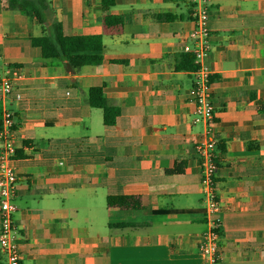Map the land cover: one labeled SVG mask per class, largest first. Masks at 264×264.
<instances>
[{
	"label": "crops",
	"instance_id": "1",
	"mask_svg": "<svg viewBox=\"0 0 264 264\" xmlns=\"http://www.w3.org/2000/svg\"><path fill=\"white\" fill-rule=\"evenodd\" d=\"M101 2L45 0L41 24L0 0V70L20 74L0 93V120L11 111L21 264H204L212 217L215 264H264V0H208L219 202L209 215L194 148L205 126L191 121L182 49L194 44L189 0ZM56 21L65 35H100V62L52 57L42 25ZM92 87L102 107L89 104ZM115 195L140 207L108 203Z\"/></svg>",
	"mask_w": 264,
	"mask_h": 264
},
{
	"label": "built area",
	"instance_id": "2",
	"mask_svg": "<svg viewBox=\"0 0 264 264\" xmlns=\"http://www.w3.org/2000/svg\"><path fill=\"white\" fill-rule=\"evenodd\" d=\"M190 15L193 23L192 36L194 44H184L183 51L192 55L194 68L191 70L192 85L189 89L194 103L192 123H203L205 137L194 145L199 159L201 181L207 192L205 214L219 210V202L214 190V174L217 163L214 155L215 139L211 136L214 105L210 84L212 71L206 63L210 50L208 26V0H189ZM20 76L16 66H6L0 70V93L7 95L12 90L13 81ZM14 122L8 109L2 112L0 120V248L5 254L3 264H21L18 247V234L12 216L17 210L13 201L16 172L11 163L15 153L13 141ZM210 228L199 239V250L204 257V264H215L218 259L220 221L217 217L210 219Z\"/></svg>",
	"mask_w": 264,
	"mask_h": 264
},
{
	"label": "trees",
	"instance_id": "3",
	"mask_svg": "<svg viewBox=\"0 0 264 264\" xmlns=\"http://www.w3.org/2000/svg\"><path fill=\"white\" fill-rule=\"evenodd\" d=\"M8 5L16 8L26 14L34 15L39 23L44 22L42 9L45 0H7ZM114 3V0H102L101 6L104 11ZM103 22L106 25H118L121 18L105 13ZM46 38L50 42L51 55L54 58H63L72 67L83 64H96L101 60L102 40L98 34L92 35H65L62 33L60 22L56 21L50 26L42 25ZM184 60L188 68H194L193 58L190 53H186ZM103 91L101 87H92L88 90V102L94 107L103 106ZM106 122H111L107 116H104ZM108 203H119L123 207H140V201L135 196H107ZM172 212V209L164 210ZM120 225V224H119Z\"/></svg>",
	"mask_w": 264,
	"mask_h": 264
}]
</instances>
